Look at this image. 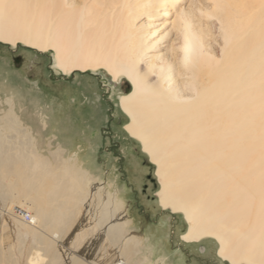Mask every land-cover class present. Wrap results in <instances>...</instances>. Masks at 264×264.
Segmentation results:
<instances>
[{
    "label": "bare ground",
    "instance_id": "1",
    "mask_svg": "<svg viewBox=\"0 0 264 264\" xmlns=\"http://www.w3.org/2000/svg\"><path fill=\"white\" fill-rule=\"evenodd\" d=\"M0 44L51 56L65 78L125 79V131L156 166L162 209L186 220L183 241L211 238L228 264H264V0H0ZM0 121L15 129L0 132V197L59 264L45 230H61L87 202L85 178L33 151L13 109ZM98 206L115 264H129L132 246L105 220L116 208Z\"/></svg>",
    "mask_w": 264,
    "mask_h": 264
},
{
    "label": "rangeland",
    "instance_id": "2",
    "mask_svg": "<svg viewBox=\"0 0 264 264\" xmlns=\"http://www.w3.org/2000/svg\"><path fill=\"white\" fill-rule=\"evenodd\" d=\"M22 48L0 44V118L13 109L33 151L52 167L59 155L67 165H61L62 170L79 171L85 178L83 198L87 202L74 210L73 218L61 230H45L57 245L59 264H73L74 254L80 259L78 264H115L119 260L116 243L111 244L97 224L100 215L96 210L104 202L116 208L105 219L111 224L110 235L118 234L121 243L133 248L129 264H228L218 257L215 240L184 242L182 235L188 225L183 215L160 206L156 166L125 131L129 119L118 105L120 95L130 93V84L125 79L114 82L103 71L65 78L54 74L51 56L40 58ZM35 56L39 57L37 64ZM8 125L0 121L4 138L15 134ZM133 169L139 174L133 176ZM144 185H149L146 194ZM87 206L95 212L89 214ZM0 208L4 209L0 212V256L9 257L13 264L33 260L48 264L50 257L39 238L17 224L13 215L18 213L2 197ZM20 215L32 225L25 219L32 215Z\"/></svg>",
    "mask_w": 264,
    "mask_h": 264
},
{
    "label": "flooded vegetation",
    "instance_id": "3",
    "mask_svg": "<svg viewBox=\"0 0 264 264\" xmlns=\"http://www.w3.org/2000/svg\"><path fill=\"white\" fill-rule=\"evenodd\" d=\"M35 60H37L36 61V64L38 63V58H37V56H35ZM39 66V65H38ZM58 84V83H57ZM53 86H55L54 84L53 85H51V88L53 87ZM130 173H132V175L134 176H136V174H134V173H137V175L139 174L138 172H137V170L136 169H133V170H130ZM147 179L148 180H152L150 177H147ZM144 189H143V191H144V194H146L147 192H148V189H149V185H144ZM203 251H205V249H203Z\"/></svg>",
    "mask_w": 264,
    "mask_h": 264
},
{
    "label": "built area",
    "instance_id": "4",
    "mask_svg": "<svg viewBox=\"0 0 264 264\" xmlns=\"http://www.w3.org/2000/svg\"><path fill=\"white\" fill-rule=\"evenodd\" d=\"M28 222L31 221V218L29 216H26L25 218Z\"/></svg>",
    "mask_w": 264,
    "mask_h": 264
}]
</instances>
